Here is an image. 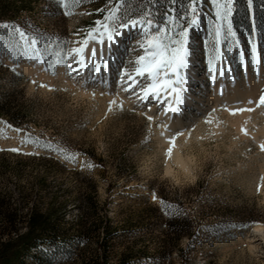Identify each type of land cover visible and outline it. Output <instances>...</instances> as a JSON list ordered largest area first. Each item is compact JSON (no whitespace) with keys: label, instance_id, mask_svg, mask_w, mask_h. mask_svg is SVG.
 Returning <instances> with one entry per match:
<instances>
[{"label":"rangeland","instance_id":"rangeland-1","mask_svg":"<svg viewBox=\"0 0 264 264\" xmlns=\"http://www.w3.org/2000/svg\"><path fill=\"white\" fill-rule=\"evenodd\" d=\"M22 1H0V24H16L33 35L69 40L77 39L74 33L101 19L97 9L107 3L91 0L76 8L72 16H65L59 0ZM189 2L176 0L172 5L170 0H129L127 7L137 15L154 5L162 17L169 7H174L177 15L188 11ZM202 8L204 14L198 23L202 29H210L214 18L210 0H203ZM236 8L234 27L247 51L251 14L246 0H238ZM85 12L90 15L79 14ZM254 12L255 36L261 40L264 0H254ZM0 37V149L22 147L20 153L0 151V198L4 200L0 209L17 212L16 226L22 233L28 230L32 212L55 211L53 221L61 236L50 241L49 231L47 241L41 243V255L28 256L26 264H89L104 252L100 264H264V259L256 256L260 250L249 249V231L241 235L229 227L253 221L264 224V152L258 146L264 142V133L254 124L263 125L261 113L251 115L248 121L244 114L232 116L219 111L215 114L217 128L216 124L206 125L204 116L222 103L208 106L202 120L189 125L195 127L191 139L187 143L183 137L178 140L177 150L185 157H194L197 167L192 177L175 185L164 178L167 144L160 139L159 130L153 127L151 139L142 143L148 134L145 118L125 111L108 114L105 119L110 97H101L97 90L93 98L91 89L82 90L58 76L60 64L55 63L54 56L50 57L56 73L53 77L27 72L30 61L13 60L8 52L6 45L15 38L10 39L4 29H0ZM52 49L59 51L55 43ZM259 52L264 65V41ZM201 62L206 65L203 57ZM16 65L20 75L11 70ZM249 70L256 78L251 66ZM233 72L244 87L245 70L238 59ZM202 78L210 89L207 74ZM194 88L193 101L206 103L200 95L207 94L206 88ZM191 108L186 112L188 118L195 113ZM241 125L255 140L243 135ZM16 128L23 131L18 133ZM209 128L220 131L221 136L198 140L208 137ZM29 134L80 154L78 162L66 163L47 149L21 145ZM34 150L40 155L24 154ZM83 163L96 167L82 168ZM153 191L171 207L153 201ZM106 222L113 227L108 238H104ZM5 226V217L0 216V228ZM217 232L222 240L216 239ZM230 235L236 238L230 239Z\"/></svg>","mask_w":264,"mask_h":264},{"label":"snow or ice","instance_id":"snow-or-ice-1","mask_svg":"<svg viewBox=\"0 0 264 264\" xmlns=\"http://www.w3.org/2000/svg\"><path fill=\"white\" fill-rule=\"evenodd\" d=\"M91 0H59L64 9L65 16H72L74 10L81 4L90 3ZM238 0H210L211 9L214 12L210 29H202L199 25V17L203 15V0H190L187 4L188 11L176 14L174 7H169L161 14L158 9L144 8L137 15L131 14L127 7L129 0H107L103 8L97 12L102 14L101 19L94 21V25L81 29L74 33L75 40L63 39L59 36L53 38L43 34H35L21 28L16 24L2 23L0 29L7 30L8 37L15 38L11 45H6L13 60L25 58L38 65L47 64L44 71H52L50 57H55L56 64H62L66 69V75L83 88L91 89V95L96 97L97 90L101 97H110L107 100L105 119L108 114L124 113L125 111L145 118L147 135L142 143H148L153 135V127L159 130V136L167 147L163 153L164 178L179 185L183 180L192 177L197 161L194 157L181 155L177 158L176 150L179 149L178 140L183 137L187 143L195 131L194 126L176 127L174 117L184 115L185 103L191 100L190 92L195 91L193 85L199 84L204 89L207 86L194 79V69L199 67L201 57L207 65V80L210 82L212 94L224 95L225 81L235 84L233 76V64L239 63L245 67L244 78L247 79V68L251 66L256 78H260V55L264 36L257 40L255 36L256 23L254 12V0H246L247 9L251 14L252 25L248 33V48L244 46L238 37V30L234 27L233 17L237 12ZM174 5L176 0H170ZM90 15V13H79ZM261 33H264V22L260 25ZM203 33V35H199ZM3 39V37H0ZM201 40L203 41L201 47ZM55 43L59 51H53ZM63 53V55H62ZM16 65L11 70L17 75ZM219 82V83H218ZM35 83V81H33ZM41 87H48L41 85ZM52 90V89H49ZM207 99L205 92L200 93ZM126 103L130 105L125 108ZM238 106H231L227 102L219 107H212L204 116L206 125L219 123L215 114L219 111L229 112L236 116L243 113H253L257 109L264 114V88L257 98H249L245 101H237ZM200 107H204L203 104ZM9 129L11 124H7ZM16 132L23 131L20 128ZM244 136L255 140L250 131L243 127ZM221 136L220 131L209 128L208 137H197L203 141L206 138ZM34 145L35 149H47L49 153H55L63 162L76 164L80 154L70 152L67 148L52 142H41L30 134L23 137L21 145ZM259 149L264 152V142L259 143ZM250 150V149H249ZM13 153L22 152V147L0 149ZM25 155H40V151L25 152ZM82 168L92 169L96 167L91 163H83ZM182 173V175H181ZM219 175V173H217ZM264 180V177H261ZM260 186H257V192ZM153 201L164 204L170 208L171 204L159 200L155 191L151 193ZM230 229L244 230L264 237V224L258 221L248 223H232ZM216 239L222 240L218 232ZM235 239L234 235L229 236ZM195 239V237H194ZM207 239L211 240L212 235ZM255 239V238H254ZM192 243L189 244V248ZM247 247V245H245Z\"/></svg>","mask_w":264,"mask_h":264},{"label":"bare ground","instance_id":"bare-ground-1","mask_svg":"<svg viewBox=\"0 0 264 264\" xmlns=\"http://www.w3.org/2000/svg\"><path fill=\"white\" fill-rule=\"evenodd\" d=\"M259 55H260V59H261V53L260 52H259ZM45 67H46V64L45 65H38L35 62H31L30 61V63H27V65H26V71L27 72L39 73V74H41L43 76L50 77V78L53 77V74H51L49 71H44ZM244 70H245V67H244ZM193 71H194V79L204 83L202 75H203V73L205 71V65L203 64V62H201L199 67L195 68ZM58 72H59L58 76H60L63 79H66L67 82H72V84L75 83L71 79V77L66 75V69L63 67L62 64L59 65ZM247 73H248V75H247V79H245L246 80L245 86L241 87L237 77L235 76V74L233 72L232 74L236 78L235 84H232L229 81H225L226 87H225L223 96L219 95V89H217V94L213 95L212 94V89L211 88L207 89V87H206V92H207V97L208 98H207V102L206 103L203 102V105H204L203 108L200 107V105L202 103L201 102L202 100L201 99H197V100H199L200 104H198L197 102L193 101L194 94H193V92H190V95H191L192 99L186 101L185 108H184V115H182L180 117H174V120L176 121L175 126L179 127V128H182V127L189 126L192 122H196L197 123L198 121L202 120L203 114L205 113V109H207L208 106H212V105L215 106L218 103H225V102H227L229 105L232 106V105H237L236 104L237 101H245L246 102V100L249 99V98H253V99L257 98L258 95H259L260 90L262 88H264V81H263V78H264V65L262 63V59H261V63H260V78L259 79L252 77L251 72L249 70V67L247 68ZM77 86H79V85H77ZM196 86L200 87L199 84H196ZM81 89L84 90L83 88H81ZM191 106H192L191 109H193L195 113H194V116H192V118H188L186 116V112L188 111V109ZM259 113L262 114V110L261 109H257L253 113H243V114L246 117H248L247 118L248 121H251L250 116L254 115L256 117ZM240 115H242V114H240ZM262 116L264 117V114H262ZM241 118H243V117H241ZM254 124L257 126V128H259L258 129V131H260L259 133H261V132L264 133V122H263L262 126L261 125L259 126L256 123H254ZM240 127L243 128L242 125ZM252 135H254V134H252ZM160 139L162 141H164L162 138H160ZM176 153H177V158H179L181 156L180 152L178 150H176ZM248 233L249 234H248L247 242H248V245H249V249L252 250V251L253 250H256V251L260 250V251L257 252L256 256H259L262 259H264V249H263L264 248V237H261L258 234L250 232V231Z\"/></svg>","mask_w":264,"mask_h":264},{"label":"trees","instance_id":"trees-1","mask_svg":"<svg viewBox=\"0 0 264 264\" xmlns=\"http://www.w3.org/2000/svg\"><path fill=\"white\" fill-rule=\"evenodd\" d=\"M0 1L10 3L16 0ZM22 3L30 4L31 0H23ZM0 110L3 111L1 106ZM0 201L3 202V198H0ZM0 216H4L7 223V226L3 230L0 228V264H26L25 261L28 256L39 257L41 255V243L47 241L49 231L50 241H53L55 238L61 239V236L56 230L57 226L53 221L56 216L55 211L50 210L46 213H40L38 211L32 212L28 220V230L24 233L19 232L17 229V212L9 210L3 211L0 209ZM103 228L104 238H108L113 234V227L108 222H106ZM6 235L7 237L4 238ZM104 255L105 252L103 256H96V259L90 260L89 264H100V260L104 259Z\"/></svg>","mask_w":264,"mask_h":264}]
</instances>
